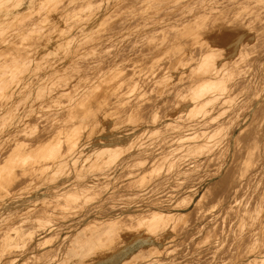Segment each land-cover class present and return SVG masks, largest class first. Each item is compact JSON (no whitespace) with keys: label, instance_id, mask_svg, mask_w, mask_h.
Masks as SVG:
<instances>
[{"label":"bare ground","instance_id":"obj_1","mask_svg":"<svg viewBox=\"0 0 264 264\" xmlns=\"http://www.w3.org/2000/svg\"><path fill=\"white\" fill-rule=\"evenodd\" d=\"M27 1H29V4H23ZM43 3L47 2L43 0H0V30L17 28V26L13 25H16L23 17L38 9ZM61 3H66V0ZM107 5L104 4L101 9L98 8L93 10L89 14V17L85 18L84 22L76 27L80 34L68 37L65 41H63V39L67 26L64 24V17L45 15V23L42 27L46 29L49 27L50 23H52L54 30L48 34L44 40L37 44L39 49L35 51L33 59L44 58L47 61L54 60L55 62L52 66L45 67L50 70L40 81L30 79L34 77L36 73L32 74L30 72H25L23 69L17 73H12L10 72L12 71V66L9 68V65L6 64V70L0 75V138L5 136L11 138L13 130H18V128L22 126V123H24L25 114L38 111V107L40 108L39 110H42L43 107H50V109L55 112L61 111L66 113H70L71 110L76 111V108H79L78 110L80 112H84L82 113L84 122L81 123V125L87 139L81 143V146L66 152L62 151V147L60 148L62 142L60 140L62 138L61 136L57 137V140L48 141L50 143L46 144V147L49 148L47 156L50 154L51 161L45 167V172L43 171L45 177L51 174H60L64 172L75 174L79 176V178L89 176L97 177L103 174L116 178L122 174L121 170L128 162L133 160L138 162L142 161L143 155L150 152V144L153 142L157 143L155 148L156 151L149 156L156 160L168 161V170L164 178L171 177L174 171V167L172 166L182 164L184 156L188 153H195L202 150L205 151L207 157H211L219 150L224 149L222 144L219 146L216 145L219 141H228L229 143L237 142L238 155L232 163L226 160L225 157L219 158L220 155L217 156L215 164L213 165L215 171L212 172L208 178L204 179L203 182L201 181L203 187L207 188L203 193L200 192L199 189L196 190L194 194L184 198L186 202L184 200L180 201L178 203V205L181 204L180 206L174 205L173 203L176 199L173 200L168 196L166 199L159 200L155 209L148 211L150 212L149 215L144 216L143 220L140 221V225L138 226L139 229L135 232L132 237L134 239L130 242V244H134L136 241H139V245L144 248L143 251L133 252L122 240H118L117 236L112 237L114 233H110V231L104 238L100 239L101 242H96L97 239L102 236L99 235L100 233L97 234L98 229L101 227L99 226L100 223L114 227L120 222L121 215L130 210V208H128L130 205H120L118 208H108L109 210L106 211V214L104 213L105 215L100 212L102 216L96 215L88 219L84 218V221H79L83 223V225L76 230H72L74 234L69 238L62 232L61 239L71 243L66 245V248L57 252L59 255L58 258L52 259V261H49L47 264H98L103 261L109 264H130L132 262L162 264L160 255L163 252L166 242L170 239L175 240L180 233H182L181 236L183 240L188 236V234L186 236L184 230L181 231L178 229V222L175 221L177 216L183 217L185 213L184 208L187 205L190 207L196 205L197 208H203L202 219H207L209 222L215 221L213 223L214 226L217 224L218 220L224 221V218L227 217L234 220L235 218L239 219L243 217L244 213H249L252 207L257 206L259 207V211L264 212V201L256 202L254 195L248 199L247 194L242 193L254 183L256 184L258 192L259 189L261 190L262 188L260 183L264 177V165L262 166L260 163L262 161L261 159L264 157V152L262 151V149H264V120L261 119L257 121L256 128L251 129L246 138L238 140V130L240 128H245V126L252 125L247 120L254 110L257 109L258 105L264 102V77L259 79L258 82L261 86L256 89L254 95L248 97V102L245 105L247 111L243 119L236 117L233 124H229V119L225 120L219 118L217 123H211V127L215 125L214 128H203L205 127V123L209 121L212 110L220 108L221 102L224 103L221 106H226L227 103H230L231 106L234 99V96L231 94L234 90L233 87L246 78L240 73V68L243 63H248L249 57H251L249 53L255 51L257 47L264 45V42L260 43L257 42V40H253L256 38L255 34H253L254 30L257 31L259 26H264V0H164V2L159 1L155 2V4L146 2L140 11L128 10L121 13L124 14V18L118 17L117 21L120 25L114 28L105 25V22L108 20L106 14L109 12L108 7H106ZM132 14L139 15V17L135 19L128 18V15ZM120 21L122 23H120ZM33 28H35V26L32 27V29ZM107 30H117L119 32L121 31V33L106 32ZM97 31H101L100 34H96L100 39L92 43L91 45L93 46H101L107 42L109 43L108 45H113L114 43L117 45L119 43L124 44L127 37L134 34L138 36V38L134 40L131 39L133 42L129 44V46L152 48L165 47L169 49V51L179 48L176 54L175 51L173 52L175 56L170 55L167 57V61L164 62L163 65H160L161 61L157 63L159 65L156 67V70L159 72H157L154 78L160 75L163 76L164 79L160 83L157 81L153 82L156 88L152 90V94L156 95V103H154L151 98V100H149L151 102L150 104L145 107L143 104H140L141 109L136 108V117L131 116L129 118L130 124L127 125L129 130L131 129L129 132L113 131L115 119L108 116L107 111L117 104L124 102L134 94L139 95L141 92H147L146 90H142L140 93L135 91L137 86L143 85L146 82H143L144 80L141 75L138 74L136 77H132L131 80L126 82L123 80L121 81V78H119V82L100 83L96 80L90 81L88 78L89 80H87L90 82L84 83L83 88L79 89L77 86L76 88L74 87L75 89L73 88L71 92H66L65 90L54 91L51 88L55 84L54 79L59 76L60 71L67 66L63 58H70L73 53L76 52L72 50V48L79 47L83 40ZM6 45L7 43L4 40L0 41V54H4L3 57L0 55V64L1 61L9 62L10 58L8 55L14 53V51L9 49L4 50L3 48ZM195 51L198 52L195 53ZM147 52L149 53V51ZM39 61L41 62L42 59ZM7 70L9 71L8 73L6 72ZM160 72H162V75ZM121 77H123V75ZM258 78L259 77H256L255 80ZM246 80L249 82L253 79L246 78ZM157 83L159 84L157 85ZM64 84H66V81ZM124 84L130 85L131 88H123ZM104 85L110 88L114 86V89L101 90L100 87ZM37 87H39V89H37ZM61 88L65 89V87ZM92 93L96 94L93 97L81 100V96ZM35 94L43 97L38 107L29 105L31 96ZM142 98L143 95L141 94V99ZM81 101L86 102L80 105ZM160 103L163 104L160 105ZM124 107L126 108V106ZM132 107L134 108V105H132ZM82 109H84V111ZM148 109L153 110L152 115H148L149 112L146 113ZM75 114L78 113L75 112ZM132 114L133 113L130 115ZM73 120H70V122H72L70 123L72 128L74 126L73 123H76V121L74 120L75 122H73ZM55 122L57 123H54V126L60 121L57 120ZM41 123H44V121L42 120ZM63 123L60 122V126ZM123 124H125V122H123ZM235 124H237L236 130L234 128ZM43 126H45V124L42 125V128H44ZM54 126H51L52 129ZM36 127L38 128L37 133L40 132L41 124L40 127H38V125ZM199 129L200 131H197ZM108 130L112 132L107 136L104 133L108 132ZM32 131L31 129V132ZM146 131L149 132V134H146ZM29 134L27 135L29 136ZM37 139L39 138H36L35 141ZM26 141L20 142L24 144V148H22V144H20L22 146L21 149L15 147L17 149V151H15L16 153L13 152L15 156L10 158V161L12 159L15 164H20L19 168L24 169L25 174L26 171L31 172L24 168L26 164L25 161H29L31 159H29V157L34 156L29 153H24L25 156L23 155V149L28 151L33 145L26 146ZM116 144H119V146H116ZM36 145L41 144L38 143ZM62 146L64 147V145ZM177 148H181L182 152H177ZM38 152L36 151V153ZM40 157L38 158L40 159ZM45 157L43 156L41 159L45 160ZM48 158H46V162ZM7 160H9V158ZM35 165L37 166V164ZM39 165H41V163ZM1 168H3V165L0 166V174L1 172L4 174L6 171L4 169V172L3 170L1 171ZM16 170H18V168H16ZM34 170H36V168ZM32 174L31 178L33 177ZM67 177L68 176H65L64 180ZM61 180L63 181V179ZM73 181L70 182V186H75V188L72 189H80L76 188L78 187L76 186L77 183ZM158 181L157 188L164 182L163 180ZM37 184L39 183H30L27 187L26 185L22 186L20 190L24 191L29 189L31 192L36 191L38 187ZM114 185L115 181L109 178V182L107 183V186H109L108 188ZM55 188L57 187L55 186ZM69 190H65L66 193ZM150 190L151 188H149L148 191L146 189V192H150ZM159 191L160 190H158V192ZM56 193L55 196L58 195V192ZM144 194L145 193H143V195ZM12 195L0 199V228L6 226L2 236V240L5 244L3 245L5 248L7 247L6 249H8L9 246L19 245L20 243V241L14 240V234L19 230L15 226V223L25 217L27 218L28 215L26 211H23L24 209L28 208L32 210L33 208L31 209L30 206L39 205L48 208L52 212V215H47L48 217H45L43 220L39 219V221L48 223L53 221L54 217L56 218L54 213L58 211L53 209L55 202H58L56 200L58 198L56 197V199L53 200L55 198L53 197L51 200L52 195L51 198H49L47 194H45L43 198L38 196L27 197L25 193H23V195ZM138 195H140V193ZM147 197H150V195ZM147 197H145L146 202L149 201ZM246 202H249V204L245 205ZM22 204L27 205V207H24ZM149 204L151 203L145 204L144 202V204L134 206ZM95 205L96 204H94V206ZM9 207H12L15 211L10 212L8 210ZM93 207L91 209H93ZM28 209L27 211H29ZM82 212H84V209ZM85 213L82 215H87ZM82 215L79 216V218H81ZM90 223L94 225L90 227L89 231H85ZM51 225L52 224H50V227ZM50 227L42 232L40 231V234H34L36 236L32 235V237L34 236L33 238L37 240H46L48 235L47 232L53 230ZM191 230L192 229H189V231ZM209 231L198 236L192 235L187 237H191L189 240L194 241V246H191V253L199 255L203 246L205 250L210 249L212 235L209 234ZM30 234L32 233L30 232ZM190 234H192V231ZM43 236L46 238H42ZM94 242L98 243L96 246H104L105 248L102 251L95 248L92 257L89 252L88 244ZM21 244L23 245L25 243ZM259 246H264V243L262 245L259 244ZM175 249L176 248L173 250L175 251ZM256 252L262 253L263 249L256 250ZM244 256L247 257L246 260L248 261L253 255L249 252H245ZM117 258H120V260H117ZM256 258L257 257H255L254 260ZM14 263L17 264V260L10 262L9 260H0V264ZM252 264H254V262Z\"/></svg>","mask_w":264,"mask_h":264},{"label":"rangeland","instance_id":"obj_2","mask_svg":"<svg viewBox=\"0 0 264 264\" xmlns=\"http://www.w3.org/2000/svg\"><path fill=\"white\" fill-rule=\"evenodd\" d=\"M43 1L47 3H43L38 7V9L23 17L21 20H19V22L16 23V25H13V26H17V28L0 30V41L4 40L7 43V45L4 46L3 49L4 50L9 49L11 51H14V53L8 55V57L10 58L9 60L10 64L8 61L5 62L1 61L0 75L2 74L3 71L6 70V64L9 65V68H11L12 66L11 69L12 71H10L12 73L15 72L17 73L22 69L25 72H30L32 74L36 73L34 77L30 78L31 80L34 81L42 80L45 74L49 72L50 69L49 68L47 69L45 67L52 66L53 63L55 62L54 60L47 61L44 58L33 59V57L35 56V51L39 49L37 44L40 41L44 40L47 37V35L53 32L54 30L52 23H50L49 27L46 29L42 27V25L45 23L44 18L47 15L64 17L65 19L64 24L67 26V29L64 32L65 36L63 39V41H65L68 39V37H73L76 36L77 34H80V32L76 29V27L82 24L85 18H88L89 14L93 10L98 8L101 9L102 5L104 4L106 5L109 4L106 6L108 7L109 12L106 14L108 20L105 22V25L114 28L120 25L119 22L117 21V18L118 17L124 18V14L121 13H124L125 11L128 10L140 11L146 2H151L154 4L155 2H159V1L164 2V0H74V1L66 0V3H61L64 0L63 1L43 0ZM23 4L25 5L29 4V1H27L26 3L24 2ZM137 17H139V15H133V14L128 15V18L130 19H135ZM120 23L122 22L120 21ZM34 26L35 28L32 29V27ZM100 32L101 31H97L93 33V35L91 34V36H89L88 38H86L81 42V45L79 47H73L72 50L76 52H74L70 58H63V61L67 66L65 69L60 71L59 76H57L54 79L55 84L51 88L54 91L65 90L66 92L67 91L71 92L73 91L74 87L76 88L78 86L77 88L81 89L83 88L84 83L90 81L96 80L102 83V82H119L120 80L121 81L123 80L126 82L128 80H131L132 77H136L138 74L141 75L142 79L144 80L143 82L145 81L146 82L143 85L137 86L135 91L140 93V91L146 90L147 92H141L139 95L134 94L130 96V98H128L130 100L126 99L124 102L117 104L116 106H114L113 108L107 111V115L115 119L114 120L115 127L112 129L113 131L129 132L131 131V129L129 130V128L127 127V125L130 124L129 118L131 116L136 117V113H137L136 108L141 109L140 104H143L144 107L150 104L151 102L149 100H151V98L153 99V102L156 103L155 101L156 95L152 94V90L156 88L154 87L153 82L157 81L160 83L164 79V77L160 75H157L158 77L154 78L157 72H159L156 70L157 69L156 67L159 65L157 63L161 61L162 64L160 63V65H163V63L167 61V57H169L170 55L175 56L176 51L179 48L174 49L173 51H169V49L165 47L152 48V47H143V46H137V47L131 45L129 46V44L133 42L132 40L138 38V36L134 34L128 36L124 44L119 43L117 45L114 43L113 45L115 47L111 44L108 45L109 44L108 42L104 43L101 46L91 45L92 43L100 39L99 36L96 35L98 33L100 34ZM106 32L121 33V31L119 32L117 30L115 31L107 30ZM253 34H255L256 36V38H254L253 40H257V42L260 43L264 42V26L263 27L259 26L257 31L254 30ZM147 51H149V53ZM174 51L175 54H173ZM196 52L198 51H195V53ZM250 54L251 57H249L248 63H243L242 67L240 68V73L244 75L246 78L249 79L251 78L253 80H250L248 82L246 78H244V81L238 83L235 87H233L234 90L231 92V94L232 96H234V99L231 106L230 103H227L226 106L224 105L221 106L222 104H224L223 102H221L220 108H215L212 110L211 112L212 115L210 116L209 121L205 123V127L203 128L206 127H208L209 129L214 128L215 125L211 127V123H217L219 118L225 120L229 119L228 120L229 124H233L236 117L240 119L244 118V114L247 111V107H245V105L248 102V97L249 96L252 97L254 95L256 89H258L261 86L258 82L259 79L261 77H264V45L257 47L256 50L253 51L252 53H249V55ZM3 55L4 54H2L1 57H3ZM41 59L42 61L40 62L39 60ZM6 72L8 73L9 71L7 70ZM160 73L162 75V72ZM122 75L123 77H121ZM256 77L259 78L255 80ZM88 78L90 79V81H88L89 80ZM119 78L121 79L119 80ZM65 81L66 84H64ZM159 83H157V85ZM61 87H65V89ZM124 87H126L125 89L131 88L130 85L128 84H124L123 88ZM37 89H39V87H37ZM92 89H96V88H92ZM100 89L101 90L114 89V86L110 88V87H105L104 85L101 86ZM95 94L92 93L89 95L81 96V100L84 98L93 97ZM141 94L143 95L142 99H141ZM42 98L43 97L38 94L31 96L29 105L30 106L34 105L35 107H38L40 100ZM83 102L86 101H81L80 105ZM162 104L163 103H160V105ZM132 105H134V108L132 107ZM124 106H126V108ZM39 109L40 108L38 107V111L25 114L24 123H22V126L19 127L18 130L17 129L13 130V135L11 138H7V136L0 138V166L3 165L1 171L3 169L6 171L4 172L3 170L4 174H2V172L0 174V199L4 197H10L12 194H13L12 196L23 195V193H25L27 197L38 196L41 198H43L45 194L49 195V198H51L52 195L51 200L53 199V197H55L53 200H55L56 197L58 198L56 199L58 202H55V206H53L54 207L53 209L58 211L54 213V215H56V218L54 217L53 218L54 220L48 223L44 221H39V219L43 220L45 217H48L47 215L49 216L52 215V212L48 208L39 205L42 207L30 206L31 209L33 208L32 210L28 208L24 209L23 211L27 212L26 213L28 215L27 218L25 217L24 219L18 220L15 223V226L19 230L17 231L16 234H14L15 235L14 240L20 241V243L19 245L9 246L8 249H6L7 247L6 248L4 247L5 244L4 241L2 240V236L4 234L6 226L1 227L0 228V260L3 259V261L9 260L10 262L13 260H17V264H47L49 263V261H52V259L58 258L59 255L57 252L66 248L67 247L66 245L71 243V242L70 243L66 242L65 240L63 241L61 239L62 232H64V235L69 238L71 237L72 234H74L73 233L74 231L72 232V230H76L78 227H81L83 225V223L79 221H82L84 218L88 219L96 215H101L100 212L106 214L107 210L118 208L120 205H126V206L130 205L128 207L130 208V210L124 212V214L121 215L120 222L114 227H110L108 225H105L104 223H100L99 226L101 227L98 229L97 234L100 233L99 235L102 236L99 237V239H97L96 242H101L100 239L104 238L106 234L110 231V233H114L112 237L117 236L118 240H122L123 243L128 245V247L133 252L143 251L144 248L139 245V241H136V243L134 244H130V242L132 241V239H134L132 237L134 236L135 232L139 229L138 226L140 225V221L143 220L144 216L149 215L150 212L148 211H151V209H155L159 200L166 199L168 196L173 200L176 199V201L173 203L174 205L180 206L181 204L178 205V203L184 200L185 197L194 194L196 190L199 189V191L203 193L204 191H206L207 188L203 187L201 181L203 182L204 179L208 178V176L215 171L213 165L215 164V160L217 159V156L220 155L219 158L225 157L226 160H229L231 161L230 163H232L237 158L236 156L238 155L237 142L229 143L228 141H219L216 145L219 146L222 144L224 146V149L219 150L215 155H212L211 157H207L205 151L202 150L197 151L195 153H188L186 156H184L182 164H176L172 166L174 167L173 168L174 171L171 177L164 178V175L168 170V164H167L168 161L156 160L149 156L151 153L156 151L155 148L157 146V143L153 142L154 144L153 143L150 144V152H147L146 154L143 155L142 161L138 162L136 160H133L128 162L121 170L122 174H120V176L116 178L106 174L105 175L103 174L102 176L101 175L97 176L98 178L94 176L79 178V176L75 174L64 173V172L60 174L59 173L51 174L45 177L44 176V172L46 170L45 167L51 161L50 154L47 156V151L49 150V148L46 147L47 146L46 144L51 142L50 140H55V139L57 140L58 139L57 137L61 136L63 139L61 138L60 140L64 144L60 141L61 142L60 148L62 147V151L66 152L68 150H72L75 147L81 146V143L84 142L87 138L85 136L86 134L84 133L83 127L81 125V123L84 122V117L82 114L84 112H80L78 110L79 108H76V111L71 110L70 113L61 112V111L55 112L51 110L50 107H43L42 108L43 111ZM82 110L84 111V109ZM75 112L78 114H75ZM147 112H149L148 115H152L153 110L148 109L146 113ZM131 113L133 114L130 115ZM56 119L62 123L64 122L63 124L65 125L61 124L60 126V122H58V124L54 126V123L55 124L57 123L55 122L57 121ZM73 119L76 121V123H73L74 124L73 128L75 127L74 129L71 127L70 124L72 123L70 122V120L72 121ZM261 119L264 120V102L258 105L257 109L254 110V112L247 120L252 125L245 126V128H240L238 130V140L246 138L249 135L250 130L256 128L257 125L256 122ZM42 120L44 121V123H41ZM74 120L73 122H75ZM123 122H125V124H123ZM39 123L41 124V127ZM44 124L45 126H43L44 128H42V125ZM37 125L38 127L41 128L40 129L41 131L39 130L40 132L38 133H37L38 128L36 127ZM46 125L47 127L49 125V127L47 128ZM51 126H54L53 129ZM234 128L235 130L237 129V124L234 125ZM31 129L33 130L32 132ZM197 131H200V129ZM111 132L110 130H108V132L104 134L108 136L110 135L109 133ZM147 133L149 134V132L146 131V134ZM27 134H29L30 137ZM36 138H39L40 140L37 139L39 141L37 140L35 141ZM21 140L23 142L26 141V146H31L33 144L28 151H25L24 149L22 151L24 156L26 153L34 155L33 157L31 156L29 157V159L31 158L29 161L28 160L25 161L26 164L24 168L31 171V172L26 171V174L28 175L25 174L24 169L19 168L20 164H15L12 159L10 161V158L15 156L14 155L16 153L15 151H17L18 148L21 149L22 147L20 145L22 144L20 143L22 142ZM71 142L73 145L71 144ZM38 143L41 145H36ZM22 145H23L22 148H24V144ZM62 145H64V147ZM116 146H119V144H116ZM36 151L39 152L36 153ZM179 151L182 152V149L177 148V152ZM262 151L264 152V149H262ZM13 152L15 153L13 154ZM43 156L44 157L46 156L45 160L41 159L43 158ZM38 157H40V159ZM8 158L9 160H7ZM46 158H48L47 162H46ZM261 160L264 162V157ZM148 161L149 163L151 162L150 165L153 166H150ZM262 161L260 165L262 164L263 166L264 163ZM34 163L37 164V166ZM40 163L41 165H39ZM34 167L36 168V170H34L35 169ZM16 168H18L19 173L18 170H16ZM31 174L33 175L32 178H31ZM62 175L68 177L65 178L64 180L65 176L63 177ZM108 177L112 181H115V185L113 187L108 188L109 187L107 186V183L109 182ZM61 179H63V181ZM73 179L77 183L76 186L78 187L76 188H80V189L77 190L72 189L75 188V186H70V182L73 181ZM158 180L164 181L163 183H161L159 187L160 189L157 188L159 182ZM34 182L39 183L37 184L38 187L36 188V191L31 192L29 189L24 191L20 190L22 186L26 185L27 187L28 184ZM260 184L262 185V188L261 190L259 189V192L258 189H256V184L254 183L248 189L244 190L242 193H246L248 199H250V197L254 195L256 202L264 201V177L261 180ZM55 186L57 188H55ZM149 188H151L150 192H146V189L148 191ZM65 190H69V191H67L66 193ZM158 190L160 191L158 192ZM137 191L138 194L140 193V195L137 194ZM56 192H58V195L60 193L62 195L60 194L59 196L58 195L55 196V194H57ZM143 193L145 194L143 195ZM148 195H150V197H147ZM145 197H147L149 201L146 202ZM184 201L186 202V199ZM144 202L145 204L147 203H151V204H149L150 206L149 205L134 206L138 204H144ZM94 204L96 205L94 206ZM248 204L249 202L245 203V205ZM22 205L24 207H27V205L25 204ZM87 205H88V209H91L93 206L94 207L93 209L88 210ZM27 209L29 211H27ZM83 209L84 212H82ZM202 209L203 208H197L196 205H193L192 207L187 205L184 208L185 213L183 217L177 216L175 218V221L178 222L177 224L178 229H180L181 231L184 230L186 236L187 234L188 236H192V235L198 236L210 230L209 234L212 235L211 236L212 242L210 243V249L205 250L203 249L204 247L203 246L201 249L202 251L200 252L199 255H195L194 253H191L190 250H191V246H194L193 244L194 241H190L189 239H191V237L187 238L188 236L185 238V240H183L181 236L182 233H180L177 235V238L175 240L170 239L166 242L163 252L160 255V257L162 258L161 259L162 264H252L253 262L254 264H264V246H259V244L262 245L264 243V212L259 211V207L256 206L250 208L249 213H244L243 217H240L239 219L235 218L234 220L227 217L224 218V221L218 220L215 226L213 224L215 221L209 222L207 219H202ZM8 210L10 212L15 211L12 209V207H9ZM84 213L87 215H82ZM81 215L82 217L79 218V216ZM50 224H52L53 226L51 225L50 227ZM93 225H94L93 223H90L87 226V229L85 228L86 229L85 231H89L90 227ZM48 227L52 228L53 230L51 231L48 230L49 232H47L48 235L46 240H42V239L37 240L33 238L34 236H36L34 234H40L43 230L47 229ZM189 229H192L191 230L192 234H190L191 231H189ZM30 232L32 234H30ZM32 235L34 236L32 237ZM42 238H46V237L43 236ZM96 242L92 244H88V248L90 250L89 252L91 253V255L92 253H94L95 248H98L97 250H101V251L105 248L104 246L103 247L98 245L96 246V244H98ZM21 243H25V244L22 245ZM174 248H176L175 251L173 250ZM259 249H263V252L257 253L256 250ZM245 252H249L250 254L253 255L250 257V260L248 261L246 260L247 257L244 256ZM255 257L257 258L254 260ZM117 260H120V258H117ZM98 264H109V263L103 261V262H99ZM130 264H142V263L132 262Z\"/></svg>","mask_w":264,"mask_h":264}]
</instances>
